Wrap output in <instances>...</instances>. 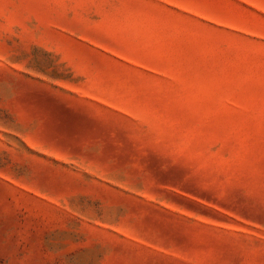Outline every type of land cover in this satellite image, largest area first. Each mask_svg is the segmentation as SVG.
Returning a JSON list of instances; mask_svg holds the SVG:
<instances>
[{"label":"rangeland","instance_id":"374dc122","mask_svg":"<svg viewBox=\"0 0 264 264\" xmlns=\"http://www.w3.org/2000/svg\"><path fill=\"white\" fill-rule=\"evenodd\" d=\"M0 264H264V0H0Z\"/></svg>","mask_w":264,"mask_h":264}]
</instances>
